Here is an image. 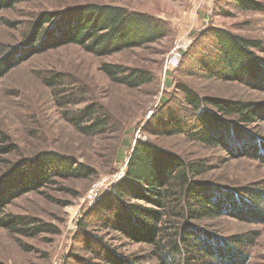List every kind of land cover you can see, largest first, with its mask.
Instances as JSON below:
<instances>
[{"label": "trees", "instance_id": "16d2710c", "mask_svg": "<svg viewBox=\"0 0 264 264\" xmlns=\"http://www.w3.org/2000/svg\"><path fill=\"white\" fill-rule=\"evenodd\" d=\"M24 0H0V12ZM241 12L264 13L254 0H231ZM0 23L6 25L0 18ZM212 42L196 69L207 79L240 83L264 92V46L259 40L212 28ZM168 34L166 25L148 14L111 4L84 3L39 14L23 42L0 47V79L31 57L66 45H76L96 57H107L157 42ZM100 72L114 84L138 89L152 82L141 68L102 63ZM45 86L62 107L83 103L71 100L58 81L47 78ZM176 111L157 109L142 128L155 137H184L188 142L220 149L232 158L247 157L264 164V136L246 127L264 122V103L200 96L183 83L175 85ZM64 119L81 135L107 132L109 117L97 105L66 110ZM244 126V127H243ZM0 133V156L15 153ZM0 174V228L24 237L51 233L50 225L8 215L5 209L26 193H38L58 185L59 180L90 179L95 170L73 156L40 151L7 162ZM214 166L205 158L189 159L150 140H136L130 147L124 175L103 195L111 202L110 216L99 226L132 244L140 253L124 255L96 239L102 248L86 264H247V249L259 237L257 231L227 237L208 231L203 223L230 217L251 225H264V180L235 190L202 180ZM87 226L80 224V230ZM1 264V263H0Z\"/></svg>", "mask_w": 264, "mask_h": 264}, {"label": "rangeland", "instance_id": "374dc122", "mask_svg": "<svg viewBox=\"0 0 264 264\" xmlns=\"http://www.w3.org/2000/svg\"><path fill=\"white\" fill-rule=\"evenodd\" d=\"M254 1L264 4V0ZM84 3L111 4L148 14L161 20L168 34L157 42L107 57L66 45L31 57L0 79V133L8 138V144L16 146L15 153L0 156V174L6 170V161L15 163L40 151L73 156L95 170L90 179L59 180L58 185L26 193L7 206L6 214L48 224L52 232L24 237L0 228L1 264L97 262L91 251H102L96 244L99 237L126 256L140 253L144 249L141 245L99 226L101 218L113 211L103 195L124 175L130 147L138 139L150 140L189 159H207L214 168L202 180L225 189L252 187L264 180V164L256 160L234 159L220 149L199 146L184 137H155L142 131L157 109L176 111L179 103L172 98L178 83L200 96L264 103L263 91L207 79L195 64L212 44V28L259 40L264 46V13L241 12L231 0H24L0 12V18L7 22L0 23L1 49L22 43L39 14ZM178 42L186 46L175 58L177 66L169 69V58L176 55ZM257 55L264 58V52ZM102 63L144 69L152 75V82L138 89L111 83L99 70ZM47 78H59L66 96L83 98V103L62 107L59 96L45 86ZM86 104L97 105L109 117L110 125L103 135H81L64 119L66 110ZM246 129L264 136V122ZM80 224L87 226L84 232ZM203 226L221 237L257 231L259 237L247 249V264H264V225L223 216L207 220Z\"/></svg>", "mask_w": 264, "mask_h": 264}, {"label": "built area", "instance_id": "2783aa9c", "mask_svg": "<svg viewBox=\"0 0 264 264\" xmlns=\"http://www.w3.org/2000/svg\"><path fill=\"white\" fill-rule=\"evenodd\" d=\"M179 44L178 45H176L177 47H176V50H175V52H176V55H175V53L169 58V62H168V66H167V68H175L176 66H177V61H176V57H177V55H179V51L180 50H184L185 49V44H184V42H178Z\"/></svg>", "mask_w": 264, "mask_h": 264}]
</instances>
